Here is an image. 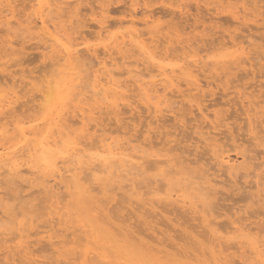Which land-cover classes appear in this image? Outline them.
Returning a JSON list of instances; mask_svg holds the SVG:
<instances>
[{
	"label": "rangeland",
	"instance_id": "rangeland-1",
	"mask_svg": "<svg viewBox=\"0 0 264 264\" xmlns=\"http://www.w3.org/2000/svg\"><path fill=\"white\" fill-rule=\"evenodd\" d=\"M138 1L141 3L140 4L138 3L135 5L136 8L138 7L137 11L139 12L135 19V21L137 20L136 21L137 25L135 24L134 27H132L130 22L127 21L128 19H130V11H131L130 9L133 7L130 4V0H109V1L108 0H89V2L88 0H81L82 4L84 3V5L82 4L79 5L78 3L77 6H81L80 7L81 10L83 9V12H81V14L83 13L82 20L84 19V21L82 22L88 24L91 27L85 28L86 33L84 32L83 37L78 38L79 43L88 44L89 42H92L94 39H96L95 37L99 38L102 35H103L102 37L103 38L105 37V39L107 40V38L109 37L108 36L109 34L107 33H109L110 31L116 32L119 30L118 34H120L123 31H124L123 33H127V32L131 33L132 37H134L136 40L145 39V38H147L145 40H148L151 35L156 34L157 32L156 35L162 37L163 41L167 39V36L172 37V41H171L172 44H168L167 42V44H163L159 48L160 50L162 49L163 46L166 45L168 47V53H170L171 55L170 59H172V56L173 58H176V55L178 56L180 55L181 57L185 55L184 52L186 51L183 50L184 48L182 47V44L183 46L185 44V47H186L185 49L189 47L190 49L188 50H191V51L193 50L191 48L192 45L193 46L196 45L195 48L199 50L198 55L201 56L200 57L201 60L203 59V61H206L207 63H209V66H211L209 69H208V66L202 67V69H198V73H199L198 78L200 79V81L201 79L203 80L201 82H202V85L204 84L205 86H203L204 88L201 89V91L198 93L197 98L198 100H200L202 104H204V106L208 107L207 110L205 109V113H207L209 117L206 119L203 118L200 111L198 109L196 110L197 108L195 106L196 103L194 101H190L189 99L188 92H190L189 91L190 86L185 85L184 83H182V86H181L182 91L177 92V95L175 93L172 97L171 102H173L174 104L172 103L171 106L175 109V110L174 109L172 110V113L168 112L169 111V108H168L166 112L161 113V116L157 115L158 116L157 117L155 113L152 111V109L148 110L144 108L143 110H141L143 106L144 107L146 106L142 103L143 101L140 100V97H138L139 99L138 98L136 99L140 101H137L136 103H134L136 105V106L134 105L136 108L133 106L135 110H133V107H131L132 109L128 107V109L126 108V111L127 110L128 111L125 112V110L123 109L126 106H124L121 109L123 110L122 114L120 115L123 120L120 118L121 120L119 121V122L122 121L121 124L117 121V119L115 118L113 114L109 115L105 113L106 115H103V114L100 115V118L102 120L101 124L103 125V126L101 125L100 127L102 128L104 127L107 130L106 132L110 133L115 138H122V137L127 138L128 136H129L128 138H136V136L137 137L140 136V139L142 138L143 142H146L145 143L146 146L148 145L152 146L151 144H155V146L160 148L162 144H158V143L161 142L163 143V145L167 144L168 146H170L169 148H173L174 146H176L178 150L176 149V147H174L173 149L174 151L171 152L172 155L171 153H168V156L170 158L169 160H167L168 158H166L165 156H160V157L149 156L150 155L149 153L154 152L153 150L157 151L158 148L156 149V147H154L155 149L153 150L151 149V152L147 153V155L148 154L149 155L146 159L144 158L145 161L144 159L141 160L143 165H145L148 169L147 174L142 173V174L134 175L135 181L136 179L138 181V182H135L136 183L135 191H138V192L129 191V190L127 192L128 187L126 190H124V188L127 185L126 183H128L129 185L131 184V182L123 183V187L122 186L121 188L118 187L119 189H117L114 195H112L111 193H106L105 191H103V187H100L102 191L99 192V190L97 189L98 192L97 191H95L96 193L94 192L93 196H96V197H94V200H92L93 201L92 203V201L90 202V200L83 201V197L82 198L79 197L76 194V192L72 189L66 190L64 188H61L60 189L61 194L59 192L58 195L50 196L49 198L50 203L45 205L46 209L42 210V212H45L44 214L40 213L39 215H34L35 213H37V210H34V208H32L33 204L35 203H37L38 205L42 204L40 195L33 192V190H35L36 187H33V188L29 187L23 190V187L27 186L26 183H23L25 185H23L22 187H21L22 183L15 185V187L10 190L6 186H5L6 188L3 187L2 189L3 193L1 194V197L3 196L2 198H4V194L6 193L7 202L5 201L6 203L4 202L0 205V223H1L0 226L7 227L8 230L10 229L9 231L12 230L11 232H14V233L16 232L18 235L15 233V236L17 238H15L14 240L9 238L10 240L8 239L7 241H5V235L4 234L1 235V233L3 232H0V264H8L9 261H11L12 264H22V262L24 261H31L33 262V264H36V262H39V264H52L53 260L59 261L61 258L65 257L66 251L69 250L73 246V244L79 245L80 238L82 236L84 237V239H87L89 235L93 238L92 239L93 245L94 246L99 245L101 248L104 246L119 247L120 245H123L125 243L135 242V243L145 245L146 248L152 250L155 256L163 258L165 260H179V261L187 262V264H214V263L217 264V260L219 257L227 258L226 260L230 261L242 255L240 251L242 242L240 243L238 242L241 241L240 238L244 236L245 234H248L250 232H255L256 230L258 231L260 230L259 233L262 234L261 235L262 237H264V212H263L264 211V194H263L264 193V184H263L264 183V169H263L264 163H262V161L264 160V151H263L264 150V147H263L264 146L263 144L264 143V106H263L264 105V74H262V67H264V64H262V57H264V0H261V1L257 0L258 4L257 3L256 4L259 7L258 10H257L258 8L257 5L253 3L254 5H256V8L253 5L254 7L251 6L250 7L251 9H246L245 12H243L244 8L243 10L241 9V7L243 6L242 5L243 3L241 4L239 1L238 2L239 5H238L237 1L234 2L235 0H230L229 1L230 4L228 6L225 5V8L227 9V10L225 9L226 11H224V7L221 5L222 6L221 10H223V12L219 8L220 3H218V1L215 2L217 5L213 3L216 0H209V1L207 0L208 4L204 0H181V3H178L176 0H174L176 2L171 0L173 3L172 2L170 3H172L173 5L175 3H178L177 4L178 6L179 4L183 3L182 6L184 5V7L187 8V9L181 8L183 13L182 11H180L181 10L180 7L178 8L180 9L179 12L175 5H174L175 8L173 7V5H172L173 8L169 7V5L171 4L169 3V1H168V4L167 2H164L166 0H159V1L149 0L150 2L146 0L149 2V4L147 2H145L146 3L145 4L144 0L143 1L138 0ZM198 1H199V4L197 5ZM254 1L256 0H253V2ZM22 2L25 3V5ZM107 2L109 5L107 4ZM209 2L213 3L215 6L209 4ZM227 2H225L224 4H226ZM241 2H245V0ZM18 3L19 4L22 3L23 6L19 5ZM18 3H17V6H18L17 10L19 12L17 13L19 15L18 17L26 18L27 13L32 11V9L30 8V5H31L30 1L29 0H19ZM103 3H105L107 7V10H105V12L101 10V5L103 6ZM247 3H250V2H247ZM147 4L149 8L147 7L148 9L146 10L144 5H147ZM151 4L152 6H149ZM26 5L28 9L26 8ZM236 5L239 6V8L242 10V11L241 10L238 11V14H240L238 15V18H236L233 15V13L230 12L233 10V8L234 10L238 8V7L236 8ZM247 5L248 4H246V6ZM230 6L231 8L233 7L232 10H229ZM21 8H24V10L22 11ZM102 8H104V6ZM151 8L154 10L152 11ZM216 8L219 9V12L221 11L220 14L219 12H217L218 9ZM93 9L94 10L96 9V10L94 11ZM172 9H173V12H172ZM175 9L176 11H174ZM87 10L89 12H87ZM234 10L232 12L236 13L237 11H234ZM247 10H249L250 12H253V11L255 12V10L257 11L255 13L248 14L249 11ZM90 11L92 13L94 11L95 12L93 13L94 15L90 14ZM246 11H247V14H246ZM96 12L97 13L102 12L103 14L106 13L105 14L106 17H104L105 15H102L101 13L100 14L104 18L110 20L107 22V20L104 19L107 22L105 25H108L109 27L107 26V28L103 31L104 33L102 32L101 36L98 34L99 28L96 25V20H93L94 16L98 17L99 15V14L95 15ZM239 12L245 13L246 15H243ZM150 14H154L153 18L151 17L152 21L149 24H144L143 19L147 18L146 15H150ZM102 16L99 15V17H102ZM122 20L125 23L123 24L120 23V21ZM161 21H163L164 23L161 24ZM92 23L95 26H92ZM157 24L159 25V27H156ZM3 27H0L1 29L0 30V84L1 86L3 84L6 85V82H7V85L11 87L9 83H10V80L12 79L11 84L13 83H14L13 85L17 84L16 90H18V92L20 90V94L22 96L19 99L20 102L16 103V105L18 104V107L16 108L17 114L21 115V112L27 111V113L25 112V114L24 113L22 114L30 116V114L32 113L31 116H35L39 112V109H40V107H38L40 106V100L38 99L39 93L31 89L30 87L31 84H28V80L30 78L27 79V78H24V76L27 74L25 77H28V75L30 74L31 77H33L32 78L33 81H35L34 78H36L37 76L36 81L39 82L42 78H44L46 71H49L51 69V67H46V65L47 66L51 65L50 61L48 59L44 61V59L41 57L42 48L39 46H41L43 42L39 43L40 42L39 39H37L39 41H37L36 39L28 41V38L25 39V37L24 38L22 37L24 36L23 34L20 36L22 38H17V37L14 38L17 40L15 41L14 45L20 40V42H22L23 45L21 43H18V44L21 46H24L26 49L16 44L19 50H21V52L19 53L17 51L18 48L16 47V45H15L16 48H13L12 50L11 47H9V44H7L6 42L7 39L5 38L6 37L8 38V35L4 31H2ZM153 27L155 28L153 29ZM119 28H122V29H119ZM126 28H128L127 32H125ZM87 30H88V33L90 34L87 33ZM181 30H183V33ZM92 31H96L97 32V33L95 32L96 35ZM19 34L21 33H18V35ZM84 35L86 37H84ZM186 37H188V39H186ZM162 38H159L160 41L162 40ZM224 39L225 41H228V43L223 41L224 48L227 49L228 47V48L234 49L236 52L240 53V55L238 56L237 61L219 62L215 66L213 64L214 63L213 61L207 60V57L212 54L213 49L219 48L222 45L221 41ZM187 40H189L190 43H192L190 45V43H188L189 41L187 42L191 47L187 46L188 45L186 43ZM32 41H36V42L32 43ZM37 42L38 44H41V45H38ZM25 43L27 45H24ZM34 43L38 45L37 46L35 44V46H37L38 49H36L37 47L34 46ZM224 43H226L227 45ZM31 44L33 46H31ZM2 45H3L4 51L2 50ZM84 50L85 49H81V52L85 53ZM192 53L194 54V52ZM197 53L198 52H196L195 55ZM113 56L114 57L116 56V61L118 62V66L116 67V70L117 71L119 70L121 72L124 71L126 69L124 67H127L126 64H128V62L126 64H123L124 60L123 61L121 60L120 55L114 54ZM118 56L120 57L117 58ZM180 56L179 58H181ZM119 60L120 62H122V64L119 63ZM43 61L46 63H43ZM2 62L3 64L1 65ZM220 63L222 65L218 66V64ZM237 63H239V65ZM230 66L233 69H231ZM39 69L42 71H40ZM194 69L195 71H197L196 67H194ZM30 70H32L31 73H30ZM20 78L22 79L20 80ZM121 78L123 80L130 79L128 74H125V76L123 75ZM18 79L20 81H18ZM2 80H3L2 82L3 84L1 83ZM26 81H27V85L24 83ZM128 82L131 83V79ZM211 83L212 85H210ZM233 85L235 87H233ZM23 86H24V89L25 88L27 89L23 90ZM131 88L133 89L134 86H132ZM28 90L29 91L31 90L30 92L32 94L31 93L29 94ZM25 91H27L28 94ZM24 92L26 93V95ZM135 92L136 91H134V94ZM183 92L185 96L181 95ZM136 95H137V92H136ZM253 99H254V102L252 105H250L251 103L249 104L248 102H250ZM256 103L258 104L260 108L256 109L257 108L255 107ZM19 104L21 105L19 106ZM137 106L139 107V110ZM175 107L181 110L179 111V109H176ZM254 107L258 113H255L256 111L254 110ZM136 109L138 110L137 112H136ZM248 111L249 112L253 111L252 113L250 112L252 115ZM215 115L218 116V118H216ZM146 117L148 118L146 119ZM181 117L185 119H182ZM177 119H179V121ZM213 122L215 123L217 122V123L215 124ZM151 123L153 124V127L151 126L152 125ZM160 123L162 124L160 125ZM223 123H225V125ZM118 126L119 128L122 126L123 127L120 128L121 129L120 130L118 129ZM146 126L150 129L147 130L148 128H146ZM178 126H181V127L179 128ZM256 126L258 127V129H256ZM125 127L126 129H124ZM134 128L136 131L134 130ZM177 128H179V130ZM211 129L213 130L214 133L211 132ZM259 129H261V132L259 131L260 133L258 132ZM95 130L96 129H91V133L94 134L93 135L94 138L92 139L93 142H95L98 139V137L96 139V136H98L97 134L100 135L102 133L101 129H99L100 131L96 130V132H98L97 134L96 132H94ZM119 130L121 132L125 131L124 132L125 135L126 133H128L127 136L125 135L123 136L124 133L122 134L119 133L120 132ZM155 133L156 134L158 133V134L156 135ZM163 133L165 134V136H163ZM203 133L205 134L203 135ZM152 135L157 136V138L153 137ZM224 135H225V138L223 137ZM161 136H163L164 138L161 139ZM237 136L239 138H237ZM213 137L215 138L223 137L219 140L220 143L223 144V146L227 149L231 148L230 154L232 155L231 157H233L234 159H237L238 161H242L243 159H246L247 163L245 162L246 163L245 168L246 167L247 168L244 170H241L240 173L238 172V174L237 175L235 174V176L231 174L232 177L230 173L229 174L227 173L228 170L226 166H225V169L227 171L225 169L222 170L224 166L218 165L215 158L212 159L213 153L210 151L212 147L210 143H212V141L210 140ZM255 137L256 138L260 137V139L258 138L256 139ZM145 138L146 140L147 139L148 140L145 141ZM165 138H166V142H165ZM202 140L203 141L205 140V142L202 143ZM149 141L151 144L148 143ZM174 142L177 145H174L175 144ZM237 144H240V145H237ZM204 147L206 149V152H204L205 150ZM237 147L239 150L237 149ZM162 148H166V145ZM192 148L194 150H191ZM233 148H235L234 149L235 151L233 150ZM249 149L251 152H249ZM158 150H161V148ZM183 150L184 152H187L185 153L186 155H184L185 157L183 156L184 153H182ZM237 151H239L238 154H237ZM261 151H262V154H261ZM198 154H199V157H198ZM203 154L206 155V157ZM209 154H211L212 158L211 156L209 157ZM253 156H255V158ZM207 157H209L210 159L208 160ZM192 158L194 160L196 159L199 160L196 166L193 163L194 160ZM199 158L202 161H200ZM189 159L191 160V163ZM208 161H210L211 163ZM166 163H169V164H166ZM209 163L213 167H211ZM216 163L217 165L215 167L214 164ZM259 165H260V169L258 170ZM253 170H255L256 172H259V174L257 173V175H253L252 172L253 173L255 172ZM203 171L204 172L208 171L207 173H209L210 175H215V176H211V178L216 179V180L219 179L218 184H217L218 186L217 185L215 186L213 184L215 181L212 183L213 184L212 185L213 187H212L209 184L203 183V181L197 180L196 177H198L201 174L203 175L204 173ZM158 173L160 174V177ZM240 174H243V175H240ZM246 174L248 175L246 176ZM97 177L98 179H100L101 183L97 180H94L97 183H93L91 185L95 187H97V185L98 186L101 185L103 181L107 179V177H105L102 174H99ZM148 177L150 179H148ZM238 177L239 179H237ZM227 178L229 180H233V182L229 181ZM241 180L244 183H242ZM154 181H157V182H154ZM168 182H170L169 184H171V186L173 184L172 188L170 187ZM258 182H260L261 185ZM165 183H167L171 189L167 185L164 186L163 184ZM156 186L159 188L161 187V188L160 189L158 188L157 191H154L153 188ZM137 187L138 188L140 187V189H138ZM31 189L33 190L31 191ZM141 189H142V192L140 191ZM168 189L170 191L174 189V191L172 190L170 192ZM7 190L11 192L12 197L15 196L14 198L18 200V203L11 196L8 202L7 199L9 198L7 195L10 194V192ZM166 191H169V192L167 193ZM182 191H188L187 197L189 199L187 198L186 203L181 202L183 199H186V195L184 196L181 194ZM219 191L221 192V194ZM259 192L262 193L261 196L258 195ZM171 193L172 195L170 196ZM176 193H179L182 196L180 195L178 196ZM251 193H253L255 196L252 194L254 196L253 197ZM250 195L251 197H249ZM256 195H258V197H256ZM54 196L56 198H54ZM57 197H59L60 199ZM11 198L13 202L11 201ZM253 198L259 199L258 201H263V202H258L256 199L255 201ZM21 201L23 203H21ZM30 201L31 203L29 205H26V202H30ZM56 201L57 203H54ZM96 201H97V204L95 203ZM105 202L108 204H106ZM7 203L9 204L17 203V204H14V205L10 204L7 207V205H4ZM9 206L10 207L12 206L11 207L12 209L11 208L9 209ZM13 206L16 210L13 208ZM55 206H58L59 209L60 207L62 208L59 210ZM6 207L10 211V213L5 212L7 211ZM29 208L30 209L32 208V211L30 212V214H27V213L25 214L23 211L26 209L29 210ZM47 208H49L50 210L54 208L56 213H52V211H50L49 209L47 210ZM3 209H5V211ZM17 209L20 210V212L17 211ZM58 210L60 211L59 213H57ZM14 211H16V213L14 214L16 217L13 215ZM22 212L23 214H21ZM8 213L10 215L9 218L7 216ZM17 217H19V219H23L24 222L26 220V223L29 225L28 228L30 227L28 231L24 230L26 228H23V230H18L17 224L14 225V223L11 222L13 220L12 218H17ZM8 220L9 221L11 220V221L8 222ZM110 220L113 223V225L110 222ZM238 220L239 222H237ZM232 221L235 222L237 225L240 223L242 225V222L246 223V224L243 223L244 225H242V228L244 229H241V231L236 232V229H234L233 225L231 226ZM25 226L27 227V225ZM218 226L219 228H221L220 226H222V228L219 229ZM246 228L249 229L250 232L249 231L246 232L247 230ZM85 229H87L86 232H85ZM35 230L38 231L39 234H37ZM230 230L233 231L234 233L231 232ZM228 231H230L231 234ZM25 232L28 233V238L26 236L27 233L25 234ZM21 233H23L24 235ZM73 235L77 237L76 240H73L71 238ZM18 236L19 237L21 236V237L19 238ZM25 237L29 241H27ZM237 240L238 242H236ZM23 242H25V244L29 242L27 246L31 244L30 245V250H32L30 251L31 255L30 253L27 254L28 250L25 251V248L21 247L25 245ZM3 244H6V245H3ZM27 248L29 249V247ZM22 250H24L26 253L23 252ZM212 260L214 263H212Z\"/></svg>",
	"mask_w": 264,
	"mask_h": 264
},
{
	"label": "bare ground",
	"instance_id": "bare-ground-1",
	"mask_svg": "<svg viewBox=\"0 0 264 264\" xmlns=\"http://www.w3.org/2000/svg\"><path fill=\"white\" fill-rule=\"evenodd\" d=\"M19 0H2L3 4L4 5H12L13 7L11 8H5V7H0V24L3 25L4 27L2 28V31H4L5 33H7L8 35V38L6 37L5 39H7V44H9V47H11V49L13 50V48H18V46H21L19 45L18 43H21L23 45L22 42H17L16 44V47L14 45L15 41H17L16 37L19 36V38H24L27 39L28 38V41L30 40H33V39H39L40 42H43V44H37L38 45H41L39 47L42 48V52H41V57L45 60H49L50 61V64L51 65H46V67H51L52 66V62L54 59H58L59 58V49H60V41L63 39V32H58L57 29H56V26L54 24L52 25H49L48 27L46 28H43V27H39V28H29L27 30V32L25 33L24 31L22 32H19L21 34L18 35L17 33V23L14 21L12 22V25H11V32H9L8 30V24H9V13H12V15H14L16 17V21H21L22 23V18L21 17H18L19 15L17 13L18 12V6H17V3H18ZM31 5H30V8L32 9V6L34 4H36L38 2V0H29ZM109 1V0H108ZM137 1V2H136ZM140 1H143V0H140ZM149 1V0H148ZM144 0V3L147 2L149 4V2ZM159 1V0H158ZM168 1L169 3L172 2L171 0H166L164 2H167L168 4ZM174 1V0H173ZM178 3H181V0H176ZM174 1V2H176ZM207 2V0H204ZM209 1V0H208ZM220 3V7L218 5V7L220 8L221 10V7L223 6L224 7V11H226L227 9L225 8V5H229V1L230 0H216V1H211L213 2L214 4H216L215 2ZM228 1V2H227ZM237 3L240 1V3L243 5H241V9L243 10V12H245L246 9H251L250 7L253 6L254 4H258V1H254L253 0H245V2H241V1H244V0H235L234 2ZM252 1V3H251ZM261 1V0H260ZM46 2L48 3H52L53 5H66L67 7L65 8H62V9H57V8H54L53 9V15L55 16L56 19L60 20L61 24L65 25L67 27V29L69 31H72L73 29V26H75V28L78 30L79 32V36L78 38L80 37H83V34L84 32L86 31L85 28H88V27H91L89 26L88 24L86 23H83L82 21H84V19L82 20V15L83 13L81 14V12H83V9L81 10V6H79V11L77 12V5L79 3V5L82 4L81 0H46ZM87 2V1H86ZM89 2V0H88ZM112 2V1H111ZM114 2V1H113ZM163 2V3H164ZM225 2H227L226 4H224ZM247 2H250V3H247ZM20 3V2H19ZM18 3V4H19ZM23 3V2H22ZM19 4V5H22L23 4L25 5V3L23 4ZM140 4L141 2H139L138 0H130V4L131 6H133L130 10V19H128L127 21L130 22L131 26L134 27V25L136 23L135 19H136V16L137 14L139 13L136 8V4ZM143 3V4H144ZM173 3V2H172ZM171 4V8L174 7V5L177 7V9L180 7V9H187L184 7V5L182 6V4H179L177 6L178 3H175L174 5ZM213 3H210L211 5H214ZM235 3V4H237ZM254 3V4H253ZM74 4V5H73ZM86 4V3H85ZM89 4V3H88ZM102 4V3H101ZM100 4V5H101ZM108 4V2H107ZM146 4V3H145ZM148 4H147V7H148ZM199 4V1L197 3V5ZM208 4V2H207ZM246 4H248L246 6ZM256 4V5H257ZM84 5V3L82 4ZM109 5V4H108ZM166 5V4H165ZM173 5V7H172ZM201 5V4H200ZM217 5V4H216ZM222 5V6H221ZM239 5V3H238ZM256 5L255 8H256ZM21 6V7H22ZM102 6V5H101ZM103 6L104 8L101 7V10L103 12H105V10H107V7H106V4L103 3ZM142 6V5H141ZM149 6H152L149 5ZM182 6V7H181ZM215 6V5H214ZM253 6V7H254ZM25 7V6H24ZM84 7V6H83ZM89 7V6H88ZM87 7V8H88ZM109 7V6H108ZM145 7V9L147 10L148 8ZM184 7V8H183ZM199 7V6H198ZM197 7V8H198ZM210 7V6H209ZM217 7V6H216ZM238 7V8H237ZM258 7V5H257ZM26 8L28 9L27 5H26ZM29 8V9H30ZM92 8V6H91ZM106 8V9H105ZM169 8V7H168ZM175 8V7H174ZM212 8V7H211ZM229 8V7H227ZM231 8V6H230ZM229 10H232V8ZM237 8V9H236ZM236 10H233L234 11H237L236 13L235 12H232L230 11L231 13H233V15L238 18V11L241 10L239 8V6L236 5ZM254 8V9H255ZM22 11L24 10V8H21ZM20 9V11H21ZM111 9V8H110ZM109 9V10H110ZM178 9V12L179 10ZM182 9L180 11H182ZM210 9V8H209ZM218 9V8H216ZM226 9V10H225ZM259 9V7L257 8V10ZM86 10V8H85ZM94 10V9H93ZM96 10V9H95ZM94 10V11H95ZM151 10L153 11L154 9L151 8ZM166 10V9H165ZM207 10V9H206ZM213 10V9H212ZM241 10V11H242ZM255 10V12L257 11ZM17 11V12H16ZM93 11V13H95ZM156 11V10H155ZM171 11V10H170ZM176 11V9L174 10ZM189 11V10H188ZM223 12V10H221ZM221 11L219 12V9L217 12H219V14L221 13ZM249 11V10H247ZM247 11H246V14H247ZM253 11V10H252ZM87 12H89L87 10ZM86 12V13H87ZM108 12V11H107ZM110 12V11H109ZM146 12V11H145ZM172 12H173V9H172ZM229 12V11H228ZM254 11L253 12H250L248 14H252V13H255ZM260 12V11H259ZM27 13V12H26ZM91 11H90V14H93ZM102 15H105L103 14L102 12H99L97 14H99L100 16ZM153 13V12H152ZM157 13V12H156ZM155 13V14H156ZM171 13V12H170ZM176 13V12H175ZM183 13V11H182ZM241 13V12H239ZM28 14L27 13V17H28ZM89 14V15H90ZM218 14V13H217ZM224 14V13H223ZM226 14V13H225ZM230 14V13H229ZM243 15H246L245 13H241ZM94 15V14H93ZM92 15V16H93ZM98 17L97 16H94L93 20H97V19H103V23L104 25L110 21L104 17H106V15L103 17ZM164 15V14H163ZM177 15V14H176ZM81 16V17H80ZM154 14H150V15H146L147 18L143 19L144 20V24H149L152 20H151V17L153 18ZM159 16V15H158ZM242 17V16H241ZM244 17V16H243ZM155 18V17H154ZM240 18V17H239ZM86 19V18H85ZM90 19V17H89ZM107 20V22L105 20ZM241 19V18H240ZM126 20V19H125ZM190 20V19H189ZM196 21V20H195ZM83 24H82V23ZM115 22V21H114ZM36 21L34 20L33 21V24H35ZM112 23V22H110ZM120 23H125L123 20L120 21ZM128 23V22H127ZM154 23V22H153ZM129 24V25H130ZM97 27L99 28V31H98V34L101 36L102 32L101 31V25L100 24H97ZM110 25V24H109ZM127 25V24H126ZM158 25V24H157ZM92 26H95L93 25L92 23ZM108 25H105V29L107 28ZM139 26V24H138ZM155 26V25H154ZM164 26V25H163ZM96 27V28H97ZM109 27V26H108ZM136 27V26H135ZM176 27V26H174ZM195 27V26H194ZM193 27V28H194ZM155 27H153L154 29ZM119 29H122V28H119ZM128 29V28H126ZM175 29V28H174ZM1 30V29H0ZM108 30V29H107ZM106 30V31H107ZM157 30V29H156ZM180 30V29H179ZM123 31V30H122ZM182 33H183V30H181ZM179 31V32H181ZM95 32L96 31H92ZM91 32V34H92ZM116 32H119V31H116ZM124 32V31H123ZM121 32L120 34H117L116 37L114 38H111L112 39V44L111 46H107V47H102V51L101 49L99 50L98 48L94 49V53H95V63H94V67L91 68V72H92V82L93 84L95 85V88L99 89V95L97 96V94L94 92L93 93V96H92V102H95L97 99H99V101L101 102V107L97 109V112L99 113L98 115L97 114H86L84 113L83 111V108H81V110L79 112L73 110L72 113L68 114V115H65L63 117V120L60 122V123H57V120L56 119H50L48 125L43 128L42 130L37 128L35 131L32 130V129H27L24 133V136L26 137V139H23L22 141V137L19 135L18 133V130L16 128V120H22V121H26L28 124H35L36 123V115L35 116H30L28 115H23L22 113L25 114V112L27 113V111L25 112H21V115L17 114L16 112V108L18 107V104L16 105L17 102H20L19 99L21 96L20 94V90L18 92V90H16V85H13L11 84V80H10V86L7 85V82H6V85L3 84V80L1 81V83L3 84L1 86L0 84V92H3L7 89H11V94L10 95H7L5 96L3 99H0V107H4L5 109L8 108V105L9 103H11L13 105V111L12 113L7 116V117H3V116H0V130H3L2 132H0V205L2 203H4L6 201V193L4 194V198L1 197V194L3 193V187L6 188L8 187L9 190L10 189H13L15 187V185H18L20 183L21 184V187L25 184L23 183H26L27 186L23 187V190L24 189H27L29 187L33 188V187H36L35 190L31 189V191L33 190V192H35L36 194L40 195L41 197V202L42 204L41 205H38L37 203L33 204V207L34 210H37V213H35L34 215H39L40 213L41 214H44L45 212H42L43 209H46L45 208V205L49 204L50 203V196H53V195H58L59 192L61 194V191L60 189L61 188H64L66 190L68 189H72L76 192V194L79 196V197H83V201H89L90 202L92 200H94V197L96 196H93L94 192L99 190L102 191V189H100V187H103V191H105L106 193H111L112 195L115 194V192L117 191V189H119L118 187L121 188V186L123 187V183L125 182H131V184L128 185V183H126V187L124 188V190L127 189V192L128 190L129 191H135V186H136V183L135 182H138L137 179L135 181V176L134 175H138V174H142V173H146L148 172V169L145 165H143V163L141 162V160H143L144 158L146 159L149 156H157V157H160V156H165L166 158H168L167 160H169V156H168V153H171L172 151H174V146L173 148H169L170 146H168L167 144H164L163 143H158V144H162V146L160 147L161 150H158L160 148H158L157 146H155V144H151L150 141L148 143H150L152 146H146V142H143L142 138L140 139V136L136 138H115L113 137L110 133H107L106 129L103 127H100L102 124V120L100 118V115H106L105 113L111 115L113 114L115 116V118L117 119V121L119 122L122 118H121V114H122V111L125 110L126 111V108L128 109V107H130V109H132L131 107H133L137 101H143L142 103L146 106L144 107L143 105V108L141 110H143L144 108L145 109H152V111L155 113V115L157 116H161V113H164L166 112V110L169 108V111L168 112H171L172 113V110L174 109L171 105L173 102H171L172 100V97L173 95L176 93L177 95V92H181V86H182V83H184L185 85H188L190 86L189 87V91L187 94L189 95V99L190 101H194L196 103V110L198 109L201 113V115L203 116V118H208L209 116L207 115V113H205V109L207 110L208 107L204 106V104H202L200 102V100H198L197 98V95L198 93L201 91V89H203L205 86L204 84L202 85V82L203 81L201 79L198 78V69H202V67H205V66H208V69L211 67L209 66V63H207L206 61H203V59L199 60V63H195L192 59L193 56H198V57H201L199 56V50L197 48H195V46L192 45V47L190 46L192 43H190L189 40L186 41V43H190V45L186 44L187 46H190L193 50H188L190 49L189 47L187 49H185V44L183 46L182 44V47L184 48L183 50H185L186 52H184V56H180L181 58H179L178 55H176V58H173L172 56V59H170L171 55L170 53H168V47L165 45L162 47V49L159 50V48L163 45V44H172V37L170 36H167V39H165L163 41V38L160 37V36H157V32L156 34H153L150 36V38L148 40H145V39H140V40H136L134 37H132L131 33H123ZM131 32V31H130ZM134 32V31H133ZM178 32V33H179ZM3 33V32H2ZM86 33V32H85ZM87 33H88V30H87ZM97 33V32H96ZM104 33V32H103ZM106 33V32H105ZM160 33V32H159ZM173 33V32H172ZM4 34V33H3ZM2 34V35H3ZM24 35L22 37H20L21 35ZM90 34V33H88ZM97 34V35H98ZM109 34V33H107ZM17 35V36H15ZM73 35H76L75 32H73ZM86 35V34H85ZM84 35V37H86ZM96 35V34H95ZM98 35V36H99ZM146 35V33H145ZM203 35V34H202ZM94 36V35H93ZM103 36V35H102ZM109 36V35H108ZM107 37V36H106ZM162 38V40L160 41L159 38ZM164 37V36H163ZM89 38V37H88ZM97 39V37H95ZM105 39V37H104ZM110 39V36L107 38V40ZM184 39V38H183ZM186 39H188V37H186ZM202 39V38H201ZM37 40V41H39ZM79 40V39H78ZM106 40V39H105ZM180 40V39H179ZM204 40V38H203ZM4 41V39H3ZM24 41V40H23ZM181 41V40H180ZM201 41V40H200ZM199 41V42H200ZM223 41L228 43V41H225L222 40V45H223ZM25 42V41H24ZM27 42V41H26ZM33 42H36V41H32ZM3 43V42H2ZM29 43V42H28ZM184 43V42H183ZM224 43V44H226ZM233 43V42H232ZM235 43V42H234ZM36 43H34V46H35ZM36 44V45H37ZM24 45H27L26 43ZM37 45V46H38ZM206 45V44H205ZM221 45V43H220ZM227 45V44H226ZM7 46V45H6ZM5 46V47H6ZM31 46H33L31 44ZM35 46V47H37ZM78 46V45H77ZM142 46V47H141ZM21 47H24V46H21ZM27 47V46H26ZM34 47V48H35ZM25 48V47H24ZM181 48V47H180ZM195 48V49H194ZM214 48V46H213ZM228 48V47H227ZM8 49V48H7ZM26 49V48H25ZM38 49V47L36 48ZM40 49V48H39ZM143 49V50H142ZM2 50H3V45H2ZM17 50V49H16ZM196 50V51H195ZM4 51V50H3ZM8 51V50H6ZM5 51V52H6ZM19 53L21 52V50H17ZM84 52H82L83 54L87 55L90 57V63H91V60L93 58V54L92 53H89L86 49L84 50ZM101 51V52H99ZM135 51V53H134ZM180 51V50H179ZM244 51V50H243ZM10 52V51H9ZM15 52V51H14ZM194 52V54L192 53ZM198 52L196 55L195 53ZM11 53V52H10ZM114 54H117V55H120L118 56L117 58H121V60L123 61V64H126L128 62V64H126L127 67H123L126 68L124 71H117L116 70V67L118 66V62L116 61V56L114 57L113 55ZM7 55V54H5ZM11 55V54H10ZM182 55V54H181ZM178 56V57H177ZM252 57V56H251ZM5 58V57H4ZM134 58V59H133ZM38 59V58H36ZM132 59V60H130ZM208 60V59H207ZM43 63H46L44 62ZM156 61H159V63H157ZM42 62V61H41ZM32 63V62H31ZM36 63V62H35ZM42 63V64H43ZM48 63V62H47ZM119 63L122 64V62H120L119 60ZM240 63V62H239ZM239 63H237L239 65ZM3 64V62L1 63V65ZM202 64V65H201ZM215 66H216V62L213 63ZM233 64V63H232ZM222 65L221 63L218 64V66ZM121 66V65H119ZM194 67H196L197 71H195ZM214 67V66H213ZM231 67V66H230ZM234 67V65H233ZM42 68V67H41ZM45 69V68H43ZM49 69V68H48ZM221 69V68H220ZM231 69H233L231 67ZM230 69V70H231ZM33 70V69H32ZM30 70V73L31 71ZM40 70V69H39ZM25 71V70H23ZM29 71V70H28ZM37 71V70H36ZM34 71V72H36ZM42 71V70H40ZM50 71V70H49ZM22 72V71H21ZM27 72V71H26ZM198 74H197V73ZM200 72V70H199ZM40 73V72H39ZM125 76V74H128V76L130 77L131 79V83H129L128 81L130 80H123L121 77L123 75ZM232 74V73H231ZM27 75V74H26ZM25 75V76H26ZM242 75V74H241ZM24 76V75H23ZM24 78H30L28 80V84H35L36 82V79H37V76L36 78H34L35 81H33V77H31V75L29 74L28 77H25ZM34 76V77H35ZM226 76V75H224ZM39 77V75H38ZM228 77V76H227ZM245 77V76H244ZM23 78V79H24ZM126 78V77H125ZM22 78H20L21 80ZM234 79V78H233ZM242 79V77H241ZM18 79V81H20ZM230 80V79H229ZM232 81V80H231ZM241 81V80H240ZM35 82V83H34ZM21 83V82H20ZM26 85H27V81L24 82ZM208 83V82H207ZM5 85V86H4ZM22 85V84H21ZM209 85V84H208ZM212 85V83L210 84ZM15 86V88H14ZM25 86V85H24ZM24 86H23V90L27 89L25 88L24 89ZM134 86V88L132 89L131 87ZM207 86V85H206ZM210 87V86H209ZM233 87H235L233 85ZM237 87V86H236ZM15 89V90H14ZM238 89V88H237ZM31 91V90H30ZM29 90V94L31 93ZM134 91L137 92V95H136V92L134 94ZM206 91V90H205ZM27 93V91H25ZM24 92V93H25ZM25 93V95H26ZM205 93V92H204ZM237 93V92H236ZM23 94V93H22ZM28 94V93H27ZM32 94V93H31ZM186 94V95H187ZM183 96H185L184 92L181 94ZM187 95V96H188ZM180 96V95H179ZM140 97V100H137L136 98ZM249 97V96H248ZM262 97V96H261ZM250 98V97H249ZM139 99V98H138ZM251 99V98H250ZM255 99V98H254ZM254 99L251 100L250 102H248L250 105L253 104L254 102ZM33 100V99H31ZM175 100V99H174ZM173 100V101H174ZM203 100V99H201ZM183 101V100H182ZM186 101V100H185ZM256 101V100H255ZM22 102V101H21ZM26 102V101H25ZM24 102V103H25ZM30 102V101H29ZM28 102V103H29ZM187 102V101H186ZM176 103V102H175ZM188 103V102H187ZM260 103V101H259ZM22 104V103H21ZM19 104V106L21 105ZM174 104V103H173ZM262 104V103H261ZM260 104V105H261ZM23 105V104H22ZM32 105V104H31ZM176 105V104H175ZM203 105V107H202ZM244 105V104H243ZM257 107L256 109L260 108L258 106V104L256 103L255 104ZM28 106V105H27ZM36 106V105H35ZM126 106V107H124ZM136 106V105H135ZM134 106V107H135ZM262 106V105H261ZM264 106V105H263ZM262 106V107H263ZM32 107V106H30ZM34 107V106H33ZM40 107V106H38ZM124 107L123 110H121L122 108ZM133 107V110H135V108ZM138 107V106H137ZM172 107V108H171ZM177 107V106H176ZM175 107V108H176ZM205 107V108H204ZM255 107H254V110H255ZM22 108V107H21ZM20 108V110H21ZM253 108V107H252ZM19 109V108H18ZM30 109V108H29ZM176 109H179V108H176ZM19 110V111H20ZM132 110V111H133ZM138 110H139V107H138ZM136 109V112L138 111ZM175 110V109H174ZM181 109H179L180 111ZM195 110V111H196ZM38 111V109H37ZM177 111V110H176ZM174 111V112H176ZM247 111V110H246ZM245 111V112H246ZM256 112L255 113H258L257 110H255ZM124 112V113H125ZM134 112V113H136ZM141 112V111H139ZM138 112V113H139ZM173 112V114H174ZM249 112V111H248ZM251 113L253 111H250ZM249 112V113H250ZM261 112V111H260ZM151 113V111H150ZM153 113V115H154ZM185 113V111H184ZM218 113V112H217ZM221 113V112H220ZM250 113V114H251ZM249 114V115H250ZM88 115V118L89 119H93L95 120V123L88 126V125H85V127L88 128V133H87V137L84 139V143L80 145V150H76L75 152V156L73 157V159L69 160L67 163L64 162V157L61 155V151H72V149H68L65 144H64V139L67 138V136L69 135V131L68 129L69 128H72V129H76V130H79L81 128V125H84V121H85V116ZM144 115V114H143ZM163 115V114H162ZM166 115V114H165ZM197 115V113H196ZM220 115V114H219ZM252 115V114H251ZM254 115V114H253ZM27 116V117H26ZM150 116V114H149ZM152 116V115H151ZM157 116V117H158ZM216 116V115H215ZM254 117V116H253ZM252 117V118H253ZM105 118V117H104ZM108 118V117H107ZM121 118V119H120ZM148 117H146L147 119ZM182 119H185L183 117H181ZM216 118H218V116H216ZM221 118V117H220ZM257 118V116H256ZM40 119H43V115L40 114ZM106 119V118H105ZM104 119V120H105ZM111 119V118H110ZM115 119V121H116ZM135 119V118H134ZM123 120V119H122ZM179 121V119H177ZM181 120V119H180ZM197 120V119H196ZM106 121V120H105ZM114 121V123H115ZM184 121V120H183ZM199 121V120H198ZM209 121V120H207ZM220 121V119H219ZM104 122V121H103ZM116 122V123H118ZM122 122V121H121ZM121 122H119L121 124ZM126 122V121H125ZM151 122V121H150ZM185 122V121H184ZM246 122V121H245ZM204 123V122H203ZM215 123V122H213ZM217 123V122H216ZM215 123V124H216ZM252 123V122H251ZM104 124V123H103ZM152 124V123H151ZM162 123H160L161 125ZM225 125V123H223ZM65 125H67L68 127H65ZM133 125V124H132ZM158 125V124H157ZM185 125V123H184ZM207 125V124H206ZM209 125V123H208ZM257 125V124H256ZM103 126V125H102ZM148 126V125H147ZM146 126V128H148ZM153 127V124L151 125ZM177 126V125H176ZM258 126V125H257ZM256 126V129H258V127ZM100 127V128H99ZM123 127V126H122ZM120 127V128H122ZM137 127V125H136ZM157 127V126H156ZM173 127V126H172ZM179 128L181 126H178ZM183 127V126H182ZM253 127V126H252ZM251 127V128H252ZM119 126H118V129H120ZM155 128V126H154ZM163 128V127H162ZM179 128H177L179 130ZM198 128V127H197ZM210 128V126H209ZM218 128V127H217ZM228 128V127H227ZM230 128V127H229ZM91 129H96L97 131H100L99 129L102 130V133L99 135L97 134L98 132H96V130L94 132H96V134L98 136H96V139L98 137V139L93 142L92 139L94 138L93 135L91 133ZM117 129V128H116ZM126 129V127L124 128ZM150 128H148L147 130H149ZM153 129V128H152ZM250 129V128H249ZM255 129V128H254ZM253 129V130H254ZM112 130V129H111ZM121 130V129H120ZM119 130V131H120ZM131 130V129H130ZM135 130V128H134ZM227 130V129H226ZM132 131V130H131ZM136 131V130H135ZM145 131V130H144ZM163 131V130H162ZM183 131V130H182ZM209 131V129H208ZM228 131V130H227ZM261 132V129L258 130V132ZM93 132V131H92ZM125 132V131H124ZM123 131L119 132V133H124ZM128 132V130H127ZM143 132V131H142ZM159 132V131H158ZM167 132V131H166ZM174 132V131H173ZM211 132H213V130L211 129ZM248 132V131H247ZM257 132V133H258ZM259 132V133H260ZM45 133H47L48 135L45 137ZM118 133V132H117ZM207 133V132H206ZM214 133V132H213ZM128 133H125L123 134V136H127ZM154 134V133H153ZM156 134V133H155ZM158 134V133H157ZM156 134V135H157ZM167 134V133H166ZM176 134V132H175ZM205 133H203L204 135ZM209 134V133H208ZM250 134V133H249ZM213 135V134H212ZM237 135V134H236ZM259 135V134H258ZM153 136V135H152ZM163 136H165V134L163 133ZM163 136H161V139L164 138ZM173 136V135H172ZM177 136V134H176ZM206 136V135H205ZM263 136V135H262ZM44 137V140L42 141L41 138ZM131 137V136H130ZM153 137H156L157 136H153ZM152 137V138H153ZM225 138V135L223 136ZM221 137V138H223ZM228 137V136H226ZM254 137V136H253ZM251 137V138H253ZM175 138V137H174ZM173 138V139H174ZM221 138H215L213 137L210 141H212L211 144V149L210 151L213 153V158L211 156V154H209V157L211 156L212 159H216L218 165L220 166H224L223 169H225V166L227 167V170H228V174L230 173L233 174V176H235V174L237 175L238 172L240 173L241 170H244L246 169L245 168V164L247 163L246 162V159H243L242 161H238L237 159H234L233 157H231L232 155L230 154V149H227L223 146V144L220 143V139ZM236 138V137H235ZM237 138H239L237 136ZM256 138V137H255ZM258 139H260V137H257ZM256 138V139H257ZM171 139V140H173ZM227 139V138H226ZM148 140V139H147ZM146 138H145V141H147ZM170 140V142H171ZM177 140V139H176ZM188 140V139H186ZM169 141V140H168ZM196 141V140H195ZM209 141V140H208ZM227 141V140H226ZM244 141V140H243ZM260 141V140H259ZM262 141V140H261ZM159 142V141H158ZM165 142H166V138H165ZM176 142V141H175ZM174 142V143H175ZM181 142V141H180ZM205 142V140L203 141L202 140V143ZM192 143V142H191ZM195 143V142H194ZM225 143V142H224ZM228 143V142H226ZM173 144V143H172ZM171 144V145H172ZM264 144V143H263ZM166 145V148H162ZM174 145H177L176 143ZM179 145V144H178ZM237 145H240V144H237ZM154 147H156L157 151L153 150L155 149ZM196 147V146H195ZM246 147V146H245ZM264 147V146H263ZM59 149V150H58ZM150 149V150H149ZM151 149L154 151V152H151ZM177 149V147H176ZM175 149V150H176ZM182 149V148H180ZM184 149V148H183ZM205 149V147H204ZM235 148H233L234 150ZM238 149V147H237ZM178 150V149H177ZM186 150V149H185ZM189 150V149H188ZM191 150H194L193 148ZM232 150V151H233ZM239 150V149H238ZM246 150V149H244ZM263 150V149H262ZM148 151V152H147ZM235 151V150H234ZM264 151V150H263ZM151 152V153H149ZM200 152V151H199ZM204 152H206V149L204 150ZM203 152V153H204ZM239 151H237V154H238ZM246 152V151H245ZM249 152L250 149H249ZM147 153H149L147 155ZM153 153V154H152ZM166 153V154H165ZM183 156L186 155L185 153L187 152H184V150L182 151ZM202 153V152H201ZM95 154V155H93ZM247 154V153H246ZM261 154H262V151H261ZM167 155V156H166ZM172 155V153H171ZM174 155V154H173ZM202 155V154H201ZM204 155V154H203ZM249 155V154H248ZM251 155V154H250ZM182 156V157H183ZM206 157V155H204ZM252 156V155H251ZM257 156V155H256ZM44 157H47L49 159V161L52 163V164H55V167L57 169H59L58 171H55V172H52V171H46V165H43L42 164V160ZM56 157H60V162L59 163H56ZM101 157H103V161H101ZM185 157V156H184ZM198 157H199V154H198ZM209 157L208 160L210 159ZM255 158V156H253ZM261 158V157H260ZM144 159V161H145ZM193 159V158H192ZM200 159V158H199ZM204 159V158H202ZM257 159V158H256ZM175 160V159H174ZM188 160V158H187ZM194 160V159H193ZM158 161V160H157ZM161 161V160H160ZM186 161V159H185ZM190 163H191V160L189 159ZM200 161H202L200 159ZM207 161V160H205ZM215 161V162H216ZM20 162L23 163V167L20 166ZM184 162V161H183ZM197 162H199L198 159L194 160L193 163L197 164ZM210 162V161H208ZM214 162V163H215ZM246 162V163H245ZM254 162V161H253ZM252 162V163H253ZM256 162V161H255ZM261 162V161H260ZM192 163V164H193ZM211 163V162H210ZM209 163V165L211 166V164ZM216 164L215 167H216ZM258 163V162H257ZM262 163H264V160L262 161ZM31 164L32 167L29 168L27 167V165ZM166 164H169V163H166ZM193 164V165H194ZM206 164V162H205ZM208 164V163H207ZM260 164V163H259ZM213 165V164H212ZM258 165V164H257ZM263 165V164H262ZM209 166V167H210ZM207 167V166H206ZM213 167V166H211ZM258 167V166H257ZM262 168V166H261ZM187 169V168H186ZM197 169V168H196ZM254 169V168H253ZM257 169V168H255ZM260 169V165L258 167V170ZM264 169V168H263ZM193 170V169H192ZM210 170V169H209ZM226 170V169H225ZM224 170V171H225ZM226 170V171H227ZM255 171V170H253ZM263 171V170H261ZM204 172V171H203ZM208 172V171H207ZM207 172H204L203 175H199L198 177H196L197 180L199 181H203V183H206V184H209V185H217L218 184V180L216 179H212L211 176H215V175H210L209 173ZM217 172V171H216ZM250 172V171H249ZM256 172V171H255ZM254 172V173H255ZM150 173V172H149ZM157 173V172H156ZM225 173V172H224ZM252 172L253 175H257V173L259 174V172H256L254 174ZM263 173V172H262ZM99 174H102L104 175L105 177H107L106 180L103 181V183L101 185H97V187L91 185L93 183H97L95 182L94 180H97L100 182V179H97L98 175ZM152 175V174H151ZM159 177H160V174L158 173ZM240 175H243V174H240ZM248 174H246L247 176ZM157 176V175H156ZM221 176V174H220ZM225 176V174H224ZM239 176V175H238ZM165 177V176H164ZM219 177V176H218ZM229 177V176H227ZM232 177V175H231ZM230 177V179H231ZM244 177V176H243ZM251 177V175H250ZM154 178V177H153ZM168 178V177H167ZM166 178V179H167ZM214 178V177H213ZM226 178V176H225ZM224 178V179H225ZM235 178V177H234ZM256 178V177H255ZM254 178V179H255ZM148 179H150L148 177ZM178 179V178H176ZM228 179V178H227ZM239 179V177L237 178ZM91 180V182H90ZM158 180V179H157ZM171 180V179H170ZM168 180V181H170ZM174 180V178H173ZM229 180V179H228ZM261 180V178H260ZM150 181V180H149ZM216 183H215V182ZM229 181H232L233 180H229ZM250 181V180H249ZM248 181V182H249ZM140 182V181H139ZM152 182V180H151ZM154 182H157V181H154ZM172 182V181H171ZM196 182V181H195ZM214 182V183H213ZM220 182V181H219ZM239 182V181H238ZM242 183H244L242 180H241ZM261 182V181H260ZM258 182V183H260ZM101 183V182H100ZM143 183V182H142ZM170 182H168L169 184ZM173 183V182H172ZM213 183V184H212ZM250 183V182H249ZM141 184V183H140ZM161 184V183H160ZM158 184V185H160ZM167 183L163 184L164 186L167 185ZM221 184V183H220ZM264 184V183H263ZM138 185V184H137ZM170 187L172 188L173 187V184L171 186V184H169ZM226 185V184H225ZM236 185V184H235ZM261 185V183H260ZM6 186V187H5ZM153 186V185H152ZM184 186V185H183ZM207 186V185H206ZM210 186V187H211ZM218 186V185H217ZM169 187V186H168ZM169 187V188H170ZM213 187V186H212ZM258 187V186H257ZM7 188V189H8ZM138 188V187H137ZM159 187H154L153 190L154 191H157ZM161 188V187H160ZM159 188V189H160ZM164 188V187H163ZM162 188V189H163ZM170 188V189H171ZM241 188V187H240ZM263 188V186H262ZM98 189V190H97ZM123 189V188H122ZM140 189V187L138 188ZM161 189V190H162ZM256 189V188H255ZM7 190V191H9ZM123 190V191H124ZM169 190V189H168ZM174 191V189H172ZM171 190V191H172ZM217 190V189H216ZM220 190V189H219ZM21 191V190H20ZM73 191V192H74ZM142 192V189L140 190ZM170 191V190H169ZM169 191H166L167 193ZM170 191V192H171ZM213 191V190H212ZM224 191V190H223ZM243 191V190H242ZM10 192V191H9ZM30 192V191H28ZM65 192V191H64ZM63 192V193H64ZM120 192V191H119ZM135 192H138V191H135ZM214 192V191H213ZM212 192V193H213ZM218 192V191H217ZM220 192V191H219ZM225 192V191H224ZM96 193V192H95ZM210 193V194H212ZM215 193V192H214ZM250 193V192H249ZM254 193V192H253ZM251 193V195L253 194ZM258 193V192H257ZM71 194V193H70ZM75 194V193H74ZM75 194V195H76ZM139 194V193H138ZM145 194V193H144ZM178 196L180 195L179 193H176ZM182 195H186V199H183L181 202L182 203H186L187 202V195H188V191H182L181 192ZM221 194V192H220ZM261 192H259V196H261ZM264 194V193H263ZM23 195V194H22ZM68 195V194H67ZM76 195V196H77ZM172 195V193L170 194V196ZM180 195V196H182ZM251 195L249 197H251ZM254 195V194H253ZM252 195V196H253ZM258 195H256V197H258ZM10 200V196H11V192L10 194L7 195ZM26 196V195H25ZM143 196V195H142ZM255 196V195H254ZM253 196V197H254ZM12 197V196H11ZM15 196H13L12 198H14ZM224 197V196H223ZM248 197V196H247ZM263 197V196H262ZM12 198H11V201H12ZM21 198V197H20ZM54 198H56L54 196ZM59 198V197H57ZM66 198V197H65ZM169 198V197H168ZM173 198V197H172ZM182 198V197H181ZM15 199V198H14ZM18 199V198H17ZM60 199V198H59ZM189 199V198H188ZM191 199V197H190ZM244 199V198H243ZM246 199V197H245ZM252 199V198H251ZM254 199V198H253ZM256 199V198H255ZM254 199V200H255ZM16 200V199H15ZM24 200V199H23ZM82 200V199H81ZM178 200V199H177ZM219 200V199H218ZM248 200V199H247ZM257 201L259 199H256ZM255 200V201H256ZM17 203H18V200H16ZM55 201V200H54ZM99 201V199H98ZM189 201V200H188ZM7 202V201H6ZM5 202V203H6ZM13 202V201H12ZM61 202V201H59ZM176 202V201H175ZM196 202V201H195ZM258 202H263V201H258ZM17 203H14V204H17ZM21 203H23L21 201ZM31 203L30 202H26V205H29ZM54 203H57L54 202ZM93 203V201H92ZM97 204V201L95 202ZM106 203V202H105ZM11 205H14L13 203H10ZM9 203L7 204H4V205H10ZM20 204V202H19ZM90 204V203H88ZM108 204V203H106ZM198 204V203H197ZM53 205V204H52ZM139 205V204H138ZM183 205V204H182ZM185 205V204H184ZM63 206V205H62ZM6 207V209H7ZM12 207V206H11ZM9 206V209L11 208ZM16 207V206H15ZM30 207V206H29ZM58 208V206H55ZM54 207V208H55ZM103 207V206H102ZM200 207V206H199ZM14 208V206H13ZM17 208V207H16ZM32 208L29 210L26 209L24 210L23 212L26 214H30V212L32 211ZM53 209H49L47 208V210L49 209L50 211H52V213H56V211ZM62 207H60L61 209ZM174 208V206H173ZM12 209V208H11ZM15 209V208H14ZM56 209V208H55ZM59 209V208H58ZM59 209V210H60ZM164 209V208H163ZM5 211V209H3ZM16 210V209H15ZM54 210V211H53ZM58 210L57 213H59L60 211ZM110 210V209H109ZM139 210V209H138ZM17 211L20 212V210L17 209ZM188 211V210H187ZM5 212H9L10 211L7 209V211ZM13 212V210H12ZM23 212L21 214H23ZM180 212V211H179ZM264 212V211H263ZM9 213H8V218H9ZM16 213V211H14L13 215ZM50 213V214H52ZM253 213V211H252ZM258 213V212H257ZM262 213V212H261ZM12 214V213H11ZM145 214V213H144ZM255 214V213H254ZM17 215V214H16ZM259 215V214H258ZM15 216V215H14ZM99 216V215H98ZM113 216V215H112ZM111 216V217H112ZM6 217V216H5ZM13 217V216H11ZM16 217V216H15ZM97 217V216H96ZM101 218V217H100ZM108 218V217H107ZM153 218V217H152ZM251 218V217H250ZM6 219V218H5ZM13 220L11 222L14 223V225L17 224L18 226V230H23V228H26L24 230H27L30 228H28V224L26 223V220L25 222L23 221V219H19V217L17 218H12ZM149 219V218H148ZM215 219V218H214ZM212 219V220H214ZM248 219V218H247ZM29 220V219H28ZM35 220V219H34ZM62 220V219H61ZM211 220V221H212ZM236 220V219H235ZM246 220V219H245ZM8 220V222H10ZM55 221V220H54ZM139 221V220H138ZM242 221V220H241ZM240 221V222H241ZM244 221V220H243ZM255 221V220H254ZM7 222V221H6ZM111 222V220H110ZM114 222V221H113ZM239 222V220L237 221ZM253 222V221H252ZM4 223V222H3ZM2 223V225H3ZM63 223V222H62ZM112 223V222H111ZM216 223V222H215ZM230 223V222H229ZM242 222V225L246 224ZM5 224V223H4ZM9 224V223H7ZM11 224V223H10ZM134 224V223H133ZM219 224V223H218ZM222 224V223H221ZM251 224V223H250ZM1 225V223H0ZM6 225V224H5ZM27 225V227L25 226ZM39 225V224H38ZM113 225V223H112ZM216 225V224H215ZM229 225V224H228ZM233 225L234 229H236V232L238 231H241V229H244L242 228V225L241 223L240 224H236L235 222H231V226ZM7 226V225H6ZM56 226V225H55ZM136 226V225H135ZM138 226V225H137ZM246 226V225H245ZM249 226V225H248ZM247 226V227H248ZM252 226V225H250ZM39 227V226H38ZM42 227V226H41ZM222 228V226H220ZM244 227V226H243ZM219 228V226H218ZM219 228V229H221ZM36 229V228H35ZM117 229V227H116ZM146 229V228H145ZM224 229V228H223ZM247 229V228H246ZM251 229V228H250ZM10 230V229H9ZM38 230V229H37ZM255 230V229H253ZM12 231V230H11ZM10 231V232H11ZM36 231V230H35ZM34 231V232H35ZM222 231V230H221ZM231 231V230H230ZM230 231H228L230 233ZM250 230L247 229L246 232ZM23 232V231H22ZM32 232V233H34ZM37 234L38 231H36ZM49 232V231H48ZM73 232V231H72ZM75 232V230H74ZM233 232V231H231ZM260 230H256L255 232H250L248 233L249 235H252V236H258V237H262L259 233ZM16 233V232H15ZM14 233V234H15ZM27 232H25L26 234ZM218 233V232H217ZM234 233V232H233ZM4 234V233H1V235ZM17 234V233H16ZM23 234V233H21ZM36 234V233H35ZM34 234V235H35ZM231 234V233H230ZM5 235V234H4ZM18 235V234H17ZM24 235V234H23ZM32 235V234H31ZM107 235V234H106ZM127 235V234H126ZM27 238H28V233H27ZM16 237V236H15ZM19 237V236H18ZM21 237V236H20ZM19 237V238H20ZM109 237V236H107ZM154 237V236H153ZM17 238V237H16ZM18 238V239H19ZM26 238V237H25ZM24 238V239H25ZM26 238V240H27ZM10 240V239H9ZM156 240V239H155ZM154 240V241H155ZM23 241V240H22ZM29 241V240H27ZM156 242V241H155ZM238 242V240L236 241ZM241 241H239L238 243H240ZM25 244V242H23ZM29 243V242H28ZM25 244L24 246H21L23 248H25V251H27V254L30 253V245ZM113 243V242H112ZM230 244V243H229ZM3 245H6V244H3ZM23 245V244H22ZM145 246V245H144ZM191 246V245H190ZM195 246V245H194ZM199 246V245H198ZM229 246V245H228ZM234 246V245H233ZM236 246V245H235ZM242 246V244H241ZM5 247V246H4ZM29 247V249L27 248ZM22 248V249H23ZM234 248V247H233ZM240 248V247H239ZM36 249V248H35ZM23 252H25L24 250H22ZM218 251V250H217ZM26 253V252H25ZM211 253V252H210ZM209 253V255H210ZM240 253V252H239ZM215 254V253H214ZM31 255V253H30ZM176 259V258H175ZM211 259V258H209ZM227 258H224V257H219L218 260H217V264H228V261L226 260ZM45 261V260H44ZM48 261V260H47ZM50 261V260H49ZM210 261V260H209ZM51 262V261H50ZM49 263V262H48ZM212 263L213 260H212ZM187 264V262H186ZM215 264V263H214Z\"/></svg>",
	"mask_w": 264,
	"mask_h": 264
},
{
	"label": "snow or ice",
	"instance_id": "snow-or-ice-1",
	"mask_svg": "<svg viewBox=\"0 0 264 264\" xmlns=\"http://www.w3.org/2000/svg\"><path fill=\"white\" fill-rule=\"evenodd\" d=\"M0 7L11 8L12 5H4L0 0ZM67 7L66 5H53L46 2V0H38L36 4L32 6V11L29 12L28 17L22 18L21 21H16V17L9 13L8 30L11 32L12 22H16L17 33L24 31L25 33L29 28L48 27L54 24L58 32H63V39L60 41L59 58L54 59L50 71H46L44 78L38 83L31 84L30 87L35 92L39 93L38 99L40 100V109L36 114V123L28 124L26 121L16 120V128L19 135L23 139H26L24 133L27 129L36 130L37 128H45L50 119H56L57 123L63 120L65 115L73 112V110L79 112L83 108L86 114H99L97 109L101 107V102L97 99L92 102V96L95 92L99 95V89L95 88L92 82L91 68L94 67L95 53L94 49L111 46L112 39L117 36L118 32H109L110 39L105 40L102 36L94 39L88 44L79 43V32L73 26L72 31H69L67 27L61 24L60 20L56 19L53 15V9H62ZM103 7V6H101ZM147 7V5H144ZM171 7V5H169ZM79 6H77V12ZM36 21L33 24V21ZM97 24L101 25V31L105 30L103 19H97ZM164 22L161 21V24ZM3 27V25H0ZM156 27H159L157 25ZM119 31V30H118ZM127 31V29H125ZM73 32L76 35H73ZM19 38V36L17 37ZM78 45V46H77ZM142 47V46H141ZM81 49H86L89 53L93 54V58L90 63V57L83 54ZM143 50V49H142ZM240 53L231 48H224L221 45L219 48L213 49L212 54L207 57L208 61L229 62L237 61ZM193 61L199 63L200 57L193 56ZM159 63V61H156ZM262 64H264V57H262ZM262 74H264V67H262ZM11 94V89H7L0 92V99ZM13 111V105L9 103L8 108L0 107V116L7 117ZM40 114L43 115V119H40ZM95 120L89 119L88 115L85 116L84 125H81L79 130L69 128V135L64 139V144L68 149L72 151H61V155L65 158L64 162L67 163L73 159L76 150H80V145L84 143V139L87 137L88 128L85 125H92ZM65 127H68L65 125ZM3 130H0L2 132ZM48 134L45 133V137ZM44 140V137L41 138ZM59 150V149H58ZM2 155V154H0ZM95 155V154H93ZM103 161V157L100 158ZM43 165H46V171H58L55 164H52L47 157H44L41 161ZM60 162V157H56V163ZM20 166L23 167V163L20 162ZM27 167L31 168L29 164ZM98 179V178H97ZM87 229H85V232ZM0 232L5 234V241L9 238L15 239L14 232H10L7 227L0 226ZM76 240L77 237L73 235L71 237ZM92 237L89 235L87 239L82 236L80 238V244L73 246L66 251L65 257L59 261L53 260L52 264H186V262L179 260H165L157 257L153 254L151 249L146 248L139 243H125L119 247L99 245L94 246L92 243ZM242 242L240 257L234 260L228 261V264H264V237L252 236L245 234L240 238ZM8 264H12L11 261ZM22 264H33L31 261H24ZM39 264V262H36Z\"/></svg>",
	"mask_w": 264,
	"mask_h": 264
}]
</instances>
